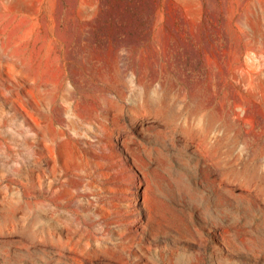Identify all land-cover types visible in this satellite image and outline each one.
<instances>
[{
	"label": "rangeland",
	"instance_id": "1",
	"mask_svg": "<svg viewBox=\"0 0 264 264\" xmlns=\"http://www.w3.org/2000/svg\"><path fill=\"white\" fill-rule=\"evenodd\" d=\"M0 264H264V0H0Z\"/></svg>",
	"mask_w": 264,
	"mask_h": 264
},
{
	"label": "bare ground",
	"instance_id": "2",
	"mask_svg": "<svg viewBox=\"0 0 264 264\" xmlns=\"http://www.w3.org/2000/svg\"><path fill=\"white\" fill-rule=\"evenodd\" d=\"M248 176V175H247ZM253 176V175H252ZM250 177V176H249ZM255 177V176H254ZM254 177H252V178H254ZM27 232V231H26ZM28 233V232H27Z\"/></svg>",
	"mask_w": 264,
	"mask_h": 264
}]
</instances>
